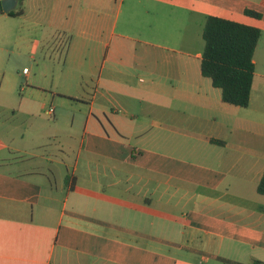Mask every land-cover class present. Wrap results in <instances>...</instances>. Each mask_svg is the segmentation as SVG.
Segmentation results:
<instances>
[{"label": "crops", "instance_id": "crops-1", "mask_svg": "<svg viewBox=\"0 0 264 264\" xmlns=\"http://www.w3.org/2000/svg\"><path fill=\"white\" fill-rule=\"evenodd\" d=\"M124 2L22 1L20 16L31 19L27 30L37 33L44 27L52 39H66L64 65L85 56L91 72L100 67L97 95L91 97L80 131L73 111L60 128L53 125L62 118L52 106L58 104L49 86L26 83V98L12 106L0 82V264L264 263V195L256 191L264 168L245 155L247 149L227 142L231 107L201 74L204 46L194 45L191 35L195 28L202 38L209 15L263 33L264 0H127L126 25L130 19L140 22L141 13L184 22L179 32L183 46L147 38L137 39L133 49L118 40L133 35L118 30ZM139 73L146 76L137 78L142 85L132 80ZM8 112L23 121L12 122ZM170 134L211 146H196L190 154L178 147L184 152L180 155L197 157L194 177L185 170L171 172L169 160L156 162L155 147L169 151ZM156 174L166 185L161 202L152 198ZM134 176L136 181L123 190L120 179L129 182ZM139 178L146 180L141 186ZM172 178L192 183L193 196L185 190L173 201ZM157 201L163 208L153 205ZM245 202L254 205L251 212L243 208L237 215H249L252 223L233 217L236 204ZM233 203L234 208L221 209ZM156 224L161 228L156 230ZM139 239H146L144 246ZM157 241L168 250L160 253Z\"/></svg>", "mask_w": 264, "mask_h": 264}, {"label": "rangeland", "instance_id": "rangeland-1", "mask_svg": "<svg viewBox=\"0 0 264 264\" xmlns=\"http://www.w3.org/2000/svg\"><path fill=\"white\" fill-rule=\"evenodd\" d=\"M126 1L127 0L124 2L118 21V30H128V33L133 34L131 35L132 39L130 37H121L118 39L124 43L123 45L126 49L138 47L139 44L136 40L147 38L175 48L184 45V40L181 41L180 39V34L182 32L179 33L180 31H184V22L181 20L168 21L167 19L164 20L161 15L147 17L145 14L141 13L139 15L141 17H137L140 22H136L135 24L133 22L132 24L130 19L126 25V21L124 20H127L128 16H130V11L126 9ZM30 21L31 19L27 18L26 20V18L22 16H10L6 13H0V82H2V88L6 90V92L3 93V95H5V100L12 106L18 105L21 99L24 100L26 98V94L24 93L30 91L27 88H22L29 82H31L29 83L30 85L43 84L49 86L48 92L54 93L58 104V107L54 103L52 106L56 107V111L61 110L60 118H62L58 124L53 125L60 128L62 120L64 118L67 119L70 116L69 112L73 111L75 113V123L77 124L75 125L77 127L76 131H80V123L89 110L91 97L97 95V93H94V90L100 64L91 72L88 67L90 59L85 56H77L75 61H67L64 65L61 61L67 46L66 39H52L50 36L51 34H49L50 30L44 27L39 28L37 33H35L36 30L29 31L26 27L29 25ZM148 21L155 24L156 28H149ZM191 33L193 44L196 45L199 43L200 46L203 47L204 40L200 38L198 30L194 28ZM80 51L81 49L78 50V52ZM128 52L130 53L131 50ZM253 62L255 64V77L248 106L239 107L228 104L229 107H231L230 110L233 117L229 119L231 126L228 127L227 130L229 133L227 142L230 146H234L235 148H240L241 150L247 149L245 155L251 157L254 162H259V166L264 168V32L261 34L256 46ZM3 73L4 76L2 75ZM52 74L53 82L51 83ZM138 77L146 79V76L143 73H139L137 77L135 76L132 78L138 85H142V82H138ZM50 83L53 85L52 87H50ZM66 95L78 97L80 98L79 100L84 98L86 101L81 100L77 102ZM142 96L145 97L147 95ZM98 102L99 99L96 97V105ZM63 104L65 105L64 107L62 106ZM62 107H67L68 111H62L64 110ZM92 110L93 114L97 113L96 108ZM7 114L9 118H12V122L19 123L23 121L19 114L15 116H12L10 112ZM158 131H160L158 128L154 129L155 133H158ZM168 144L170 147L169 151L164 150L163 147H155L156 162L157 159L165 162L169 160L172 162L170 168L171 172H173L172 169H175L177 170L176 172L174 171L175 174L181 175L185 174V172H181L185 170L187 171L186 174L192 177L195 175V165L199 163L197 157L190 155L185 157L184 155H180L184 152L179 150L178 147L186 148L188 154H190V149H196V146L198 149H203L205 146L208 149L211 147L209 144H201L199 141L192 139L182 140V137L175 134L169 135ZM163 152H165L167 156H160ZM235 153L237 152L235 151ZM183 160H186V164ZM136 179V176L132 177L129 182L126 181V179H120L123 183L122 189L126 190L124 187H128L132 182L136 181ZM154 180H156V182L154 181L155 192L152 198L154 201L158 199V201L161 202L162 200L159 198H163V190L166 185H162V179H160L157 174ZM159 180H161V182H158ZM137 181L140 182L138 184L139 186H141V183L146 182V180H142L141 178ZM147 185L151 186V183L146 184V186ZM170 185L169 192L174 195L172 197L173 201L177 200L185 190H188L187 196H193L195 193L194 185L183 179L172 178ZM136 190L135 187L134 189L129 188V191ZM167 195L168 194H165V196ZM158 201L153 205L157 208H163L161 204H158ZM245 203L236 204V208L234 209L236 215L233 217L252 223L254 221L249 215H237V212L241 211L243 208H246V213L251 212L254 205ZM187 206L191 207L193 204L190 203ZM231 207L234 208V203L223 205L221 209L227 210ZM157 225L158 224L155 225L156 230L161 228ZM156 234H158L157 231ZM145 243L146 239H139L140 246H144ZM156 247L159 248L158 251L160 253L168 250V248L161 245L159 241L156 242ZM171 253L174 254V251H171Z\"/></svg>", "mask_w": 264, "mask_h": 264}, {"label": "trees", "instance_id": "trees-1", "mask_svg": "<svg viewBox=\"0 0 264 264\" xmlns=\"http://www.w3.org/2000/svg\"><path fill=\"white\" fill-rule=\"evenodd\" d=\"M22 1L18 0L17 7L6 14L20 16L23 12ZM0 13H5L1 4ZM244 13L261 17L259 12L251 9H245ZM261 34L258 27L218 16H207L202 30L204 47L200 71L211 80L214 87L220 89L223 102L239 107L248 106L255 77L253 56ZM211 141L222 143L219 140ZM256 191L264 195V172L258 180ZM253 264L264 263L254 260Z\"/></svg>", "mask_w": 264, "mask_h": 264}, {"label": "water", "instance_id": "water-1", "mask_svg": "<svg viewBox=\"0 0 264 264\" xmlns=\"http://www.w3.org/2000/svg\"><path fill=\"white\" fill-rule=\"evenodd\" d=\"M2 11L7 13L10 10L15 9L17 0H0Z\"/></svg>", "mask_w": 264, "mask_h": 264}, {"label": "built area", "instance_id": "built-area-1", "mask_svg": "<svg viewBox=\"0 0 264 264\" xmlns=\"http://www.w3.org/2000/svg\"><path fill=\"white\" fill-rule=\"evenodd\" d=\"M48 112H49V113H53V108L50 107V108L48 109Z\"/></svg>", "mask_w": 264, "mask_h": 264}]
</instances>
